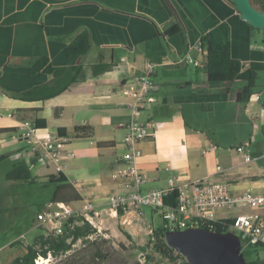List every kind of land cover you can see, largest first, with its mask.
I'll return each mask as SVG.
<instances>
[{
    "label": "crops",
    "instance_id": "1",
    "mask_svg": "<svg viewBox=\"0 0 264 264\" xmlns=\"http://www.w3.org/2000/svg\"><path fill=\"white\" fill-rule=\"evenodd\" d=\"M84 29L90 37L85 59L109 63L108 70L93 75L86 63L84 79L53 97L12 96L50 81L51 74L29 73L38 58L47 57L55 67L82 62L64 49ZM202 35L215 49L228 45L231 57L245 64L227 90L206 78ZM185 56L194 62L186 63ZM148 62L155 64L157 87L139 119L153 120L156 127L138 143L145 178L136 185L123 174V139L132 116L131 98L121 88ZM250 71L256 73L255 87L239 102L236 94ZM24 121L42 133L70 137L60 173L81 199L91 198L98 208L112 193L168 189L170 178L176 186L221 179L235 195L263 192L264 163L258 161L264 159V31L243 20L230 0H0V155H5L0 165L6 164L1 176L18 162L32 176L58 174L20 137ZM76 127L90 132L75 134ZM247 141L245 149L256 159L250 163L235 150ZM240 209L218 210L216 219H232L243 213Z\"/></svg>",
    "mask_w": 264,
    "mask_h": 264
},
{
    "label": "built area",
    "instance_id": "2",
    "mask_svg": "<svg viewBox=\"0 0 264 264\" xmlns=\"http://www.w3.org/2000/svg\"><path fill=\"white\" fill-rule=\"evenodd\" d=\"M184 60L186 63L194 62L188 56H185ZM154 65L153 62H148L143 71L134 76L129 86L121 88V93L131 98L132 116L126 124L123 139L125 145V151L121 156L125 164L123 174L130 176L136 185L142 183L145 178L139 172L138 158L142 151L138 143L147 138L156 127L153 120L139 119L157 87L152 76ZM18 130L30 151L41 154L44 163H52L58 173L62 171L65 166L64 159L70 155L66 150L70 137L57 131L42 133L29 121L21 122ZM248 143L243 142L235 147L246 163L253 160L245 151ZM217 169L220 170V166H217ZM262 172L264 174V165ZM168 184L170 186L168 189L153 188L142 193L136 187L128 192L109 194L102 208H98L91 198H83L75 206L65 201L52 200L37 212L38 226L46 231L44 235L59 236L63 234L66 224L78 225L86 222L95 230L93 234L98 235L102 234L103 214L115 218L132 212V209L147 206L161 217V225L165 232L197 227L216 231L214 227L218 210L264 207V191L246 189L235 195L231 193L229 185L221 179L202 178L176 186L174 179L170 178ZM172 188L177 189L174 206L164 202V196ZM70 218L74 219L72 224L68 223ZM225 232H233L238 236L241 250L252 245L264 247V214L256 211L239 213L232 218ZM93 234L88 237L91 238ZM21 238H24V235ZM39 258L41 257L35 259V264H38Z\"/></svg>",
    "mask_w": 264,
    "mask_h": 264
},
{
    "label": "trees",
    "instance_id": "3",
    "mask_svg": "<svg viewBox=\"0 0 264 264\" xmlns=\"http://www.w3.org/2000/svg\"><path fill=\"white\" fill-rule=\"evenodd\" d=\"M231 1V0H230ZM254 5L264 11V0H251ZM232 2V1H231ZM175 30V28H173ZM90 49V37L87 30H81L77 39L68 44L64 52L68 55H78L82 58V62L69 67L52 66L47 57L36 59L30 64L29 73L44 72L51 74L52 78L48 83L34 86L20 93L12 94L16 98L22 100H44L55 96L67 90L73 83L84 79L83 64L88 63L93 75L100 74L110 68L109 63L99 62L95 59H85ZM200 49L204 54V69L206 78L209 82H217L223 90H227L229 84L234 80L238 73L244 68L245 64L230 55L228 45L222 49H215L209 43L207 36L200 37ZM256 73L250 71L246 84L236 94V99L239 102L246 101L255 87ZM3 130L0 129V132ZM90 129L76 127L75 134H89ZM5 158V155H0V162ZM5 178L9 180H18L25 182L35 181L30 173V170L21 162L12 165L5 173ZM48 182H57V190L53 195V201L73 202L80 201L81 197L73 185L62 173L50 174L47 176ZM177 189L172 188L164 196V202L171 206L175 205ZM121 213V211L119 212ZM73 218H70L68 223H73ZM232 222V219H220L215 223L214 229L218 232H225L227 225ZM94 229L88 223L82 224H66L62 235H38L33 241L24 245V252L16 257L11 264H35V259L40 256L46 258L49 254L60 255L71 249V246L78 240L87 241L88 236L94 233ZM165 230L160 224L153 231V239L151 241L152 250L160 256L169 259L176 264H188L185 259L175 253L174 249L166 245L164 241ZM143 249V247H141ZM259 248L264 249L262 245H252L243 249V255L246 259V264H264V260L258 256ZM101 256L102 253H99ZM179 262V263H178Z\"/></svg>",
    "mask_w": 264,
    "mask_h": 264
},
{
    "label": "rangeland",
    "instance_id": "4",
    "mask_svg": "<svg viewBox=\"0 0 264 264\" xmlns=\"http://www.w3.org/2000/svg\"><path fill=\"white\" fill-rule=\"evenodd\" d=\"M245 151L252 161L256 160L255 153ZM258 162L264 163V159ZM5 167L6 164L0 165V264H11L24 252L25 244L46 232L38 226L36 214L52 201L59 183L48 182L47 176H33V182L7 185L1 176ZM240 211L262 213L264 207ZM161 222V217L147 206L132 209L123 217L103 214L102 234H93L87 241L78 240L63 254H49L47 264H176L152 250L153 231ZM257 254L264 260V249L259 248Z\"/></svg>",
    "mask_w": 264,
    "mask_h": 264
},
{
    "label": "water",
    "instance_id": "5",
    "mask_svg": "<svg viewBox=\"0 0 264 264\" xmlns=\"http://www.w3.org/2000/svg\"><path fill=\"white\" fill-rule=\"evenodd\" d=\"M240 17L264 31V11L251 0H231ZM167 246L179 253L188 264H246L238 236L207 228H186L164 233Z\"/></svg>",
    "mask_w": 264,
    "mask_h": 264
},
{
    "label": "bare ground",
    "instance_id": "6",
    "mask_svg": "<svg viewBox=\"0 0 264 264\" xmlns=\"http://www.w3.org/2000/svg\"><path fill=\"white\" fill-rule=\"evenodd\" d=\"M48 263V259L46 258H39L38 259V264H47Z\"/></svg>",
    "mask_w": 264,
    "mask_h": 264
}]
</instances>
